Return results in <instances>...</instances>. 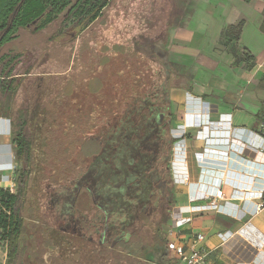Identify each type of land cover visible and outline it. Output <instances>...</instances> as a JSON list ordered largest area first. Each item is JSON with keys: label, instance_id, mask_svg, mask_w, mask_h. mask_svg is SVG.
<instances>
[{"label": "rangeland", "instance_id": "374dc122", "mask_svg": "<svg viewBox=\"0 0 264 264\" xmlns=\"http://www.w3.org/2000/svg\"><path fill=\"white\" fill-rule=\"evenodd\" d=\"M201 2L110 0L83 31L60 16L0 48V113L30 142L12 264H172L163 251L173 213L201 161L189 135L205 126L174 132L185 103L173 89L195 96L187 81L200 64L173 60L174 29ZM181 164L191 173L178 184Z\"/></svg>", "mask_w": 264, "mask_h": 264}, {"label": "crops", "instance_id": "0c3cea01", "mask_svg": "<svg viewBox=\"0 0 264 264\" xmlns=\"http://www.w3.org/2000/svg\"><path fill=\"white\" fill-rule=\"evenodd\" d=\"M192 9L187 25L174 29L178 49L172 55L178 62L200 61L187 81L196 94L173 89L185 103L184 120L174 132L181 136L185 128L204 124L197 136L189 135L195 139L193 154L204 151V156L195 161L199 173L187 164L178 168V184L189 171L194 181L188 183V201L181 198L173 213L181 222L175 226L173 220L166 239L188 252L201 234L195 247L205 264H264V0H202ZM241 21L239 39L230 38L229 27ZM1 115L0 188H10L16 166L12 118ZM186 137L178 159L188 151ZM216 187L224 199L217 208L201 209ZM165 246L163 255L182 264Z\"/></svg>", "mask_w": 264, "mask_h": 264}, {"label": "trees", "instance_id": "16d2710c", "mask_svg": "<svg viewBox=\"0 0 264 264\" xmlns=\"http://www.w3.org/2000/svg\"><path fill=\"white\" fill-rule=\"evenodd\" d=\"M109 3L110 0H0V48L12 41L19 30L31 27L35 31H41L60 16H63L64 25L71 21L83 31L101 18ZM242 27V21L229 27V37L238 40ZM248 56L252 57L250 54ZM169 89L165 91L167 96ZM3 91L0 81V94ZM167 101L169 102V98ZM171 119L172 112L168 105L167 126ZM11 125V140L16 158L13 178L15 191L0 188V241L5 243L4 264L13 263L22 241L24 219L20 212V199L28 181L26 166L30 162L29 140L16 129L13 121ZM169 196L173 197L172 191Z\"/></svg>", "mask_w": 264, "mask_h": 264}, {"label": "built area", "instance_id": "2783aa9c", "mask_svg": "<svg viewBox=\"0 0 264 264\" xmlns=\"http://www.w3.org/2000/svg\"><path fill=\"white\" fill-rule=\"evenodd\" d=\"M196 155L199 156L197 157V159L198 158L200 160L203 159L201 153H196ZM204 198L210 199L209 200L210 202L206 206H201V209H205L206 207L217 208L218 207L217 201L224 199V194L220 187H216L214 188L213 193H210L204 196ZM259 198H262L261 194L259 195ZM261 207H262V204H258L256 206V211L260 210ZM175 226H178V224H176ZM202 239H203V236L201 234H198L195 237V240L192 243L191 247L189 248L188 252H185L184 248L181 245H177L174 241L167 243V249L171 251L174 257L179 259L182 264H205L203 253L195 247L196 242H199Z\"/></svg>", "mask_w": 264, "mask_h": 264}, {"label": "bare ground", "instance_id": "6f19581e", "mask_svg": "<svg viewBox=\"0 0 264 264\" xmlns=\"http://www.w3.org/2000/svg\"><path fill=\"white\" fill-rule=\"evenodd\" d=\"M187 180V177L185 178V181ZM187 208V207H186ZM186 208H184V210H186ZM173 220H174V223L175 224H179L181 221L179 219H174L173 217Z\"/></svg>", "mask_w": 264, "mask_h": 264}]
</instances>
